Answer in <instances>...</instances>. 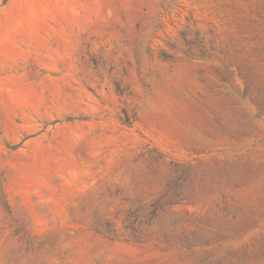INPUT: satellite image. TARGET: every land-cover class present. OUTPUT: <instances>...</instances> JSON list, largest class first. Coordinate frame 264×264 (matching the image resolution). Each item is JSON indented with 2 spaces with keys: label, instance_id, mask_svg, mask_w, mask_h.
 <instances>
[{
  "label": "rangeland",
  "instance_id": "374dc122",
  "mask_svg": "<svg viewBox=\"0 0 264 264\" xmlns=\"http://www.w3.org/2000/svg\"><path fill=\"white\" fill-rule=\"evenodd\" d=\"M0 264H264V0H0Z\"/></svg>",
  "mask_w": 264,
  "mask_h": 264
}]
</instances>
